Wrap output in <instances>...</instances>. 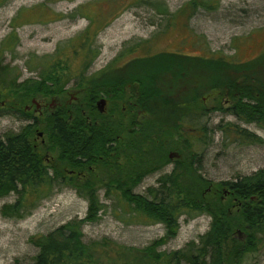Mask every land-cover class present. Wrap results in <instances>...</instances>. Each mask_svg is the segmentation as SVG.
<instances>
[{
	"label": "trees",
	"instance_id": "trees-1",
	"mask_svg": "<svg viewBox=\"0 0 264 264\" xmlns=\"http://www.w3.org/2000/svg\"><path fill=\"white\" fill-rule=\"evenodd\" d=\"M7 1L0 0V6ZM215 1L189 0L179 11L191 15L201 6L212 9ZM47 2L40 6L46 7ZM134 2L152 3L162 13L167 12L162 3ZM81 8L79 14L84 13ZM26 12L21 8L13 17L14 29L0 46L2 93L9 89L22 94L24 101L37 95L57 97L60 104L43 117L23 105L9 111L0 105V113L16 112L30 121L21 130L0 138V198L16 194L14 202L3 205L2 214L26 216L58 186L74 187L88 201L84 218L68 221L34 240L39 251L26 264H244L264 234V167L233 180L213 182L198 173L201 153L195 145L209 143L208 126L200 124L210 109L204 98L207 96H215L219 109L264 129V52L249 61H236L224 56L151 53L146 44L150 41H146L142 49L148 54L119 66L127 53L136 51L133 46L102 71L89 73L99 54L96 37L116 16L114 13L97 24L103 14L88 13L85 16L90 23L75 38L78 42L68 40L53 54L32 55L27 65L31 71L39 69V74L20 81L4 58L6 51L13 52L19 45L17 27L33 18ZM64 17L55 14L56 20ZM77 58H81L79 65L74 62ZM72 80L84 93L80 102L69 104L64 98ZM129 85L135 91L133 98L122 91ZM103 96L108 105L105 112H100L97 101ZM132 107L138 109L135 118ZM38 125L47 134L44 146L35 145ZM190 129L199 134L192 136ZM224 131L245 143L262 141L237 123H228ZM178 138L184 141V158L188 157L180 170L179 165L162 174L146 194L136 192L144 175L164 165L167 149L178 148ZM47 150L53 158L46 156ZM89 164L97 168L90 170ZM96 173L105 177H96ZM101 189L108 197L128 205L143 222L163 223L169 238L176 236L183 215L193 218L207 214L212 218L210 228L198 241L172 251L159 248L166 243L163 238L143 248L108 238L86 242L83 225L97 221L105 207Z\"/></svg>",
	"mask_w": 264,
	"mask_h": 264
},
{
	"label": "rangeland",
	"instance_id": "rangeland-1",
	"mask_svg": "<svg viewBox=\"0 0 264 264\" xmlns=\"http://www.w3.org/2000/svg\"><path fill=\"white\" fill-rule=\"evenodd\" d=\"M151 1L164 4L167 12L162 13L152 3H135L134 0H8L0 6V46L14 29L12 19L21 8H26L29 12L25 14L31 13L33 18L17 27L19 45L15 51L5 52L4 63L14 68V73L19 75L20 81L36 77L39 69L31 71L27 65L32 55L53 54L59 45L74 40L90 23L86 14H103L97 21V24H101L114 13L116 16L123 8L124 10L116 17L113 16L110 23L96 37L95 48L99 50V54L89 73L102 71L117 56L133 46H136V51L127 53L118 62L119 66L137 55L148 54L142 49L146 41H150L146 44L150 46L151 53L168 51L207 57L224 56L236 61H249L264 52V0H216L212 9L201 6L191 15L179 11L189 0ZM44 2H47L46 7L40 6ZM80 7L84 10L82 14H79ZM56 13L66 17L56 20ZM39 16H42V19ZM74 42L78 40L75 39ZM74 62L79 65L81 58L75 59ZM1 88L2 107L16 110L23 105L38 117H43L48 111L53 112L57 106L52 103L60 101L57 97L40 95L30 101H24L22 94L9 89L2 93ZM66 88L64 101H70L73 94L78 96L77 101L80 102L84 92L76 81L72 80ZM131 88L129 85L122 91L126 96L133 98L135 91ZM204 98L210 109L200 124L206 123L208 126L209 143L195 145L201 153L198 173L213 182H220L251 174L264 167V129L257 123L244 122L232 112L219 109L215 96ZM33 100L45 105L41 109L42 113L37 110ZM223 100L227 103L228 98L224 97ZM8 111L3 110L0 113V138L5 133L21 130L30 122L19 117L16 112ZM228 123H237L249 129L260 136L262 141L245 143L233 136H227L224 129ZM197 133L199 134V131L190 129L192 136ZM46 137L47 134L41 125H38L34 137L35 145L44 146ZM177 141L178 148L167 149L164 165L144 175L135 187L136 192L146 194V189L157 185V179L162 174L173 171L179 165L178 171L180 170L181 163L188 157L184 158L186 150L183 139L178 138ZM178 149L181 150V155ZM171 153L177 155L171 157ZM46 156L53 158V154L48 150ZM132 166L134 168L133 163ZM104 175L95 174L99 178L105 177ZM99 194L105 207L97 221L83 225V239L86 242L108 238L122 245L143 248L156 239L163 238L166 243L159 248L172 251L185 247L191 241H198L210 228L212 218L207 214L193 218L183 215L176 236L169 238L163 223L143 222V218L134 215L124 202L108 197L104 189H101ZM15 198L14 193L0 198V264H13L16 261L31 263L39 251L34 242L36 238L68 221L84 218L88 211L87 199L71 186H58L49 198L41 201L24 217L4 216L3 205L14 202ZM262 235L255 250L245 257L244 264H264V234ZM240 237L245 238V234H240Z\"/></svg>",
	"mask_w": 264,
	"mask_h": 264
},
{
	"label": "flooded vegetation",
	"instance_id": "flooded-vegetation-1",
	"mask_svg": "<svg viewBox=\"0 0 264 264\" xmlns=\"http://www.w3.org/2000/svg\"><path fill=\"white\" fill-rule=\"evenodd\" d=\"M77 98H78V96L76 95V96H74L73 94H72V96H71V99H70V101H68V103L69 104H71V103H73L74 101H77ZM102 98H105L106 100H107V98L105 97V96H103ZM37 102V101H36ZM34 103V102H33ZM107 103H108V101H107ZM35 104V103H34ZM59 105L60 104V102L58 101L57 103H52V105ZM226 104H228V102L226 103ZM36 105V107H37V110H39V111H41V109H42V107H44L45 105H42V104H39V106H37V104H35ZM137 112H138V109L136 108V107H132L131 108V114H132V116L135 118L136 117V114H137ZM41 113H42V111H41ZM89 125H91V123L89 124ZM88 168L90 169V170H95L97 167L95 166V165H93V164H89L88 165ZM86 174H88V173H86Z\"/></svg>",
	"mask_w": 264,
	"mask_h": 264
},
{
	"label": "water",
	"instance_id": "water-1",
	"mask_svg": "<svg viewBox=\"0 0 264 264\" xmlns=\"http://www.w3.org/2000/svg\"><path fill=\"white\" fill-rule=\"evenodd\" d=\"M33 102L35 104H37V106H39V104L36 102V100H33ZM106 106H107V100L105 98H101L97 101V107L98 110L100 112H105L106 111ZM40 135H42V132H40ZM174 155H177L175 153H171L170 156L173 157Z\"/></svg>",
	"mask_w": 264,
	"mask_h": 264
}]
</instances>
